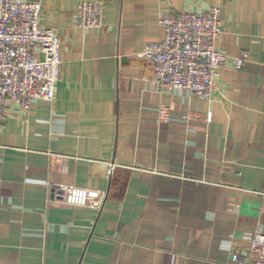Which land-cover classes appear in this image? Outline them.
<instances>
[{"label": "crops", "instance_id": "1", "mask_svg": "<svg viewBox=\"0 0 264 264\" xmlns=\"http://www.w3.org/2000/svg\"><path fill=\"white\" fill-rule=\"evenodd\" d=\"M19 1L41 3L62 64L53 102H9L0 119V264H234L264 234V0H102L87 30L82 0ZM213 4L216 48L249 60L221 66L211 100L161 91L140 55L159 18ZM59 185L103 205L63 204Z\"/></svg>", "mask_w": 264, "mask_h": 264}, {"label": "built area", "instance_id": "2", "mask_svg": "<svg viewBox=\"0 0 264 264\" xmlns=\"http://www.w3.org/2000/svg\"><path fill=\"white\" fill-rule=\"evenodd\" d=\"M40 2L0 0V119L9 102L28 110L37 99L53 102L55 85L61 72L60 39L53 29L40 22ZM221 8L213 4L201 11L165 13L159 18L164 37L146 42L140 55L153 68L154 82L163 92L185 90L193 96L211 100L221 66L231 59L242 69L249 54L230 56L216 48L222 30ZM103 18L102 0H82L77 4L75 24L82 29L99 28ZM160 123H168L171 112L161 103ZM210 118V115H208ZM59 202L99 210L105 193L91 188L56 186ZM234 264H264V234L254 233L248 247L231 256Z\"/></svg>", "mask_w": 264, "mask_h": 264}]
</instances>
